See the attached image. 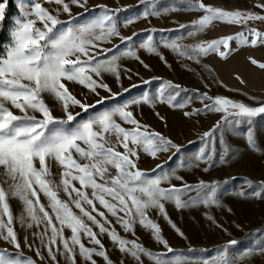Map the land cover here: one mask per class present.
<instances>
[{
  "label": "snow or ice",
  "instance_id": "obj_1",
  "mask_svg": "<svg viewBox=\"0 0 264 264\" xmlns=\"http://www.w3.org/2000/svg\"><path fill=\"white\" fill-rule=\"evenodd\" d=\"M44 2L54 5L52 10L36 0L31 11L25 12L24 0H19L22 18L13 22L9 40L0 43V244L4 245L0 264H145V257L152 264H253L257 255L264 257V224L245 233L253 241L247 249L238 250L241 242L229 238L210 256L188 255L170 246L160 224L150 216L155 210L186 240L166 204H174L178 211L202 207L211 228L232 236L211 209L234 214L223 203L227 195L264 203V179H245L241 190L229 191V179H200L190 184L177 172L186 168L210 173L218 166L238 163L243 154L230 142L233 137L244 139L246 151L260 153L264 159L256 136L257 118L264 119V99L250 97L253 103L246 104L168 80L154 94L145 91L139 97H125L130 91L124 86L125 77H140L145 85L159 78L144 79L139 71L133 73L120 62L132 59L151 72V66L138 55L140 49L171 67L161 46L196 65L212 55L226 62L238 48H264V0L254 4L259 11L228 10L203 0H173L171 4L139 0L142 10L124 16L121 13L130 6L113 8L101 3L90 7V0ZM7 6L8 0H0V31ZM73 6L83 12L73 15ZM177 11L201 15L188 24L180 23L175 37L159 41L155 34L169 30L143 29L147 35L139 42L134 39L137 32L128 36L121 31L141 19L151 23L152 17ZM63 14L68 18L61 19ZM217 23L238 26L240 31L191 45L180 43ZM249 61L264 71V60L249 57ZM185 67L192 70L190 65ZM202 71L208 72L212 83L223 86L208 66H202ZM106 74L114 78L119 91L113 90ZM236 79L244 83L238 74ZM73 85L80 86V91H74ZM46 96L56 102L60 115L46 102ZM197 101L199 108L193 106ZM157 102L187 109L183 116L189 119L202 113L220 114L200 135L201 146L191 160L180 156V143L137 119L134 106H155ZM241 126H246L243 136ZM162 154L167 161L177 157V165L167 169L157 163L151 170L139 166L142 155L160 160ZM54 166L60 169L58 183L52 179ZM173 180L181 184L177 186ZM61 191L66 199L61 198ZM41 193L47 204L41 202ZM11 200L23 205L18 217ZM17 223L24 232L22 240ZM117 225L134 238L122 236ZM137 226L149 231L165 251L146 248L136 236ZM235 228L244 231L240 223ZM104 237L120 253L116 260L105 247ZM25 248L35 258L25 255ZM195 251L188 249L189 253Z\"/></svg>",
  "mask_w": 264,
  "mask_h": 264
},
{
  "label": "rangeland",
  "instance_id": "obj_2",
  "mask_svg": "<svg viewBox=\"0 0 264 264\" xmlns=\"http://www.w3.org/2000/svg\"><path fill=\"white\" fill-rule=\"evenodd\" d=\"M18 2L19 0H15L17 13L11 18V28L14 26L13 22L16 19L22 18ZM35 2L36 0H24V11H31V5ZM39 2L50 10L54 7V5L45 3L44 0H39ZM172 2L173 0H161V3L171 4ZM203 2L214 6H220L228 10L242 9L259 11V9L254 8V4L257 0H203ZM101 3L107 4L113 8L117 6H130L128 7V11L126 13H121V16L139 13L142 10V5H139V0H90V7ZM72 12L73 15H76L77 13H82L83 9L73 6ZM200 15L201 13L199 12H172L166 16H162L161 18H150L151 23L147 20L141 19L127 28L121 27V31L124 35L128 36L132 35L133 32H137L138 36L134 39L139 42L147 35L146 32L142 31L143 29H151L154 27L158 30H169L164 31L163 33L158 31L155 34V39L159 41L162 37L166 39L175 37L178 34L177 30L180 23L188 24L197 19ZM67 18V14H63L61 16V19ZM238 31H240L238 26L217 23L210 27L202 35L197 37H188L180 41V43L184 45H191L198 40L218 38L224 35L234 34ZM116 42L118 43L119 41ZM160 51L166 57L168 64H170L171 67H168L159 59L158 56L149 54L143 49L139 50L138 55H140L141 58L151 66V72L145 70L143 66L135 60L124 58L120 61L122 65L131 68L133 73L139 71L140 75L144 79H150L153 76L159 78L152 80L150 84L145 85L141 81L140 77L133 76L132 80H128L125 77L123 80L124 86L130 88L129 93L124 94L125 97H139L145 91H149L154 94L162 81L168 80L173 83H179L189 90L198 88L201 92L208 91L210 95H223L246 104L253 103L250 97L264 99V71L252 65L249 61V57H255L257 60H264V48H238L226 62L221 60L218 56L212 55L203 58L202 65H196L192 61L179 58L170 49L162 46L160 47ZM185 65H190L192 70L189 71ZM204 65L213 70L212 74L217 78V80L223 82V86H218L217 84L212 83L208 72L202 71V66ZM237 74L244 80L243 84L236 79ZM106 79L113 87L114 91L120 90L118 85L113 82V77L106 74ZM133 84H135L136 87H131ZM205 85H208V88H206ZM71 87H73L76 92L80 91V86L78 85H73ZM46 102L53 107L56 115H60L59 107L52 98H47L46 96ZM193 106L197 108L201 107L198 101ZM134 109L137 119H139L143 124L149 125L151 129L159 131L165 136L173 139L175 142L180 143L182 145V152L180 156L186 160H191L194 157V154L201 146L200 135L204 131H207L220 115L216 113H202L199 116H194L189 119L183 116V111L187 109H173L169 107L167 103L159 102H157L155 106L141 104L139 106H134ZM157 113H159V115H157ZM161 117H163V119H161ZM239 132L241 136H243L246 132V126H241ZM256 136L261 147V151L264 152V119L257 118ZM230 142L233 143L234 146H237L243 154V159H241L238 163L233 162L232 166H218L210 173H204L202 169L189 170L185 168L178 169L177 174L182 175L184 180L190 184L196 183L200 179H203L206 182L229 179V184L226 186L229 191L241 190V185L245 179H252L253 181L264 179V159L261 158V154H249L246 151V142L244 139H237L236 137H233ZM217 147H219L218 143ZM165 161H167V155L162 154L160 160H153L151 157L142 155L139 166L144 170H151L155 168L157 163H162L165 164L167 169H171L177 165L178 158L173 157L172 160L167 161V163H165ZM52 172V179L58 183L60 180V169L54 166ZM172 183L177 186L181 184L180 181L176 180H173ZM244 190L247 189L245 188ZM40 195L41 202L47 204V199L43 197L42 193ZM60 196L61 198L66 199L62 191ZM223 203L232 207L234 214L228 213L226 209L221 211L217 208H212L211 212L221 223H224L225 227H227L228 231L232 234L231 237H229L227 233L218 229H213L209 226V223L205 220L203 215V212L207 210L202 207L178 211L174 204H166L169 216L177 227L184 232L187 237L186 240L180 237L168 225L167 221H165L155 210L150 212V216L160 224L165 239L169 241L170 246L176 252L186 253L188 255L210 256L213 254V250L217 246L223 244L229 238H236L241 242L237 246L238 250L251 247L253 241L247 238L245 233L256 229L261 224H264V203L258 200L250 202L233 195L225 196ZM10 205L14 216L18 217L23 211L22 203L18 200H11ZM236 223H240L244 226L243 232L235 228ZM16 228L20 232L22 240L24 232L20 229L18 223L16 224ZM116 228L122 236H126L129 239L134 238L131 235L125 234L123 230L119 228V225H117ZM68 234L70 233L66 232V235ZM136 236L149 250L153 252L165 251L162 245H158L154 240H152L151 233L140 226H137L136 228ZM103 243L108 249L111 258L116 260L120 253L112 247L111 242L107 237L103 238ZM0 247H4V245L0 244ZM189 247L196 249V251L189 253ZM201 249H207V251L201 253ZM24 251L25 255L33 256V258H35L34 253L29 252L28 249L25 248ZM97 259L100 260L101 258ZM144 260L145 264H152V261L148 260V258L145 257ZM245 264H248V262H245ZM253 264H264V257L257 255L254 258Z\"/></svg>",
  "mask_w": 264,
  "mask_h": 264
},
{
  "label": "trees",
  "instance_id": "obj_3",
  "mask_svg": "<svg viewBox=\"0 0 264 264\" xmlns=\"http://www.w3.org/2000/svg\"><path fill=\"white\" fill-rule=\"evenodd\" d=\"M17 13V8L15 5V0H8V6L6 9V19L3 22L4 27L3 30L0 31V43L8 41L10 38V28L12 25L11 18L14 17Z\"/></svg>",
  "mask_w": 264,
  "mask_h": 264
}]
</instances>
